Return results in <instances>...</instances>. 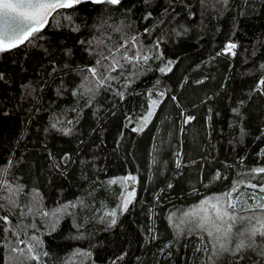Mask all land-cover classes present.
Listing matches in <instances>:
<instances>
[{
  "label": "trees",
  "instance_id": "trees-1",
  "mask_svg": "<svg viewBox=\"0 0 264 264\" xmlns=\"http://www.w3.org/2000/svg\"><path fill=\"white\" fill-rule=\"evenodd\" d=\"M137 48L150 58L121 60L97 90L88 69L103 71L99 53ZM168 61L171 71L160 72ZM261 79L264 0H121L57 12L0 53V181L22 188L9 211L0 185V216L11 221H0V264H264V237L246 232L259 210L241 207L253 220H238L218 255L206 233L180 224L233 187L241 200L261 193L247 187L264 185ZM152 100L154 115L134 130Z\"/></svg>",
  "mask_w": 264,
  "mask_h": 264
},
{
  "label": "snow or ice",
  "instance_id": "snow-or-ice-1",
  "mask_svg": "<svg viewBox=\"0 0 264 264\" xmlns=\"http://www.w3.org/2000/svg\"><path fill=\"white\" fill-rule=\"evenodd\" d=\"M82 0H0V53L9 51L13 48L20 46L21 44L28 41L33 35L41 31V29L47 24L49 17L52 16L57 9L72 8L75 5L81 3ZM95 4L107 3L110 5H118L120 0H92ZM70 19V17H69ZM131 43L133 47L137 45V39L132 38ZM122 47H127V45H122ZM236 48V44L230 43L226 46L225 51L235 54L233 50ZM116 51L109 50L106 55L104 52L99 53V59L96 61L99 68L103 69L98 74V68L92 67L88 69L92 78L95 80V88L98 90L101 87H105L108 81L114 79L110 75L111 71H116L118 68H123L121 60L129 64H140L141 61H147L150 57L144 53L141 49L137 48L135 53L131 56L127 52H124L121 56H117ZM104 60H109L110 62L105 65ZM171 61H168L164 67L159 69L162 73H167L171 71ZM259 87L261 91H264V79L259 81ZM88 91H93L89 88ZM122 95V93H119ZM160 95H163L161 93ZM159 101L152 100V111H149L147 115L143 118L140 128L134 130H142L151 117L154 115V111ZM188 119H192L191 117ZM177 166L179 167V161H177ZM6 171V170H5ZM258 173H264V168L256 169ZM219 178V177H217ZM125 180H132L135 182L134 177L124 178ZM112 184L117 183V181H111ZM0 185L6 188L9 192V196L3 197V199L8 202V210L11 211L13 208L17 207V201L14 198L19 192L22 191L20 186L12 188L11 185L7 184L6 181H0ZM247 187L257 189L264 193V185L249 184ZM239 192L238 186L233 187L229 192H225L221 195L205 199L197 209H193L184 214L183 218L180 220V224L186 225L189 231L199 230L202 233H206L210 242L212 243L214 254H219L228 251V245L231 242V234L234 225L237 221H248L252 222L253 217L240 216L241 206L243 205V211H256L259 210L264 213V196L255 197V192L250 195V199H255L254 204H248L247 200H241L243 193L234 197V193ZM135 196V192H129L127 197L123 199L122 208L126 211L128 205L131 203L132 198ZM5 205L0 203V208H4ZM31 212V209H29ZM48 215V213H43ZM111 217L116 216V212L112 211L107 213ZM0 221L5 224H11L7 216H0ZM115 223V219L111 221ZM258 227H252L246 229V232L251 239L252 237L260 236L264 237V218L256 220ZM23 227L18 226V231H22ZM245 233L241 231L240 235L243 237ZM36 240L37 244L40 241L37 240L35 236L31 238ZM21 244L25 243L23 240L19 241ZM243 238L236 245L235 251H239L245 247ZM27 252L30 254V258L39 261V255L35 254V245H26ZM14 252H18L21 256L24 255V249L13 248ZM47 255V253H44Z\"/></svg>",
  "mask_w": 264,
  "mask_h": 264
},
{
  "label": "water",
  "instance_id": "water-1",
  "mask_svg": "<svg viewBox=\"0 0 264 264\" xmlns=\"http://www.w3.org/2000/svg\"><path fill=\"white\" fill-rule=\"evenodd\" d=\"M120 2H121V0H120ZM85 3H92V4H95V3L92 2V0H82V2L79 3L78 5L85 4ZM101 4H103V3H101ZM75 6H76V5H75ZM73 7H74V6H73ZM69 9H71V8L57 9L56 12H54V13L52 14V16L49 17L47 24L41 29V31L45 30V29L48 27L50 21L52 20V18L54 17V15H55L57 12L62 11V10H69ZM29 40H30V39H29ZM29 40H28V41H29ZM28 41H25V43L21 44L20 46H18V47H16V48H13V49H11V50H9V51H12V50H14V49H17V48H19V47L25 45Z\"/></svg>",
  "mask_w": 264,
  "mask_h": 264
},
{
  "label": "rangeland",
  "instance_id": "rangeland-1",
  "mask_svg": "<svg viewBox=\"0 0 264 264\" xmlns=\"http://www.w3.org/2000/svg\"><path fill=\"white\" fill-rule=\"evenodd\" d=\"M232 43V42H230ZM226 49V48H225ZM236 49V48H235ZM235 49L233 50V52L235 53ZM253 192H249V194H245V197H243L242 201L243 200H247L248 204H254L256 202L255 199H250V195L252 194ZM261 196H264V193H260L259 195H255V197L258 199L259 197ZM243 206V205H242ZM241 206V207H242ZM260 218H264V213L262 215H259ZM259 219V218H258Z\"/></svg>",
  "mask_w": 264,
  "mask_h": 264
},
{
  "label": "built area",
  "instance_id": "built-area-1",
  "mask_svg": "<svg viewBox=\"0 0 264 264\" xmlns=\"http://www.w3.org/2000/svg\"><path fill=\"white\" fill-rule=\"evenodd\" d=\"M228 44H230V42H228V43L226 44V46H227ZM225 53H230V52H226V51H225ZM230 54H232V53H230ZM232 55H233V54H232Z\"/></svg>",
  "mask_w": 264,
  "mask_h": 264
}]
</instances>
